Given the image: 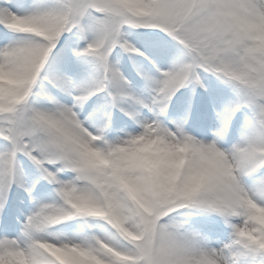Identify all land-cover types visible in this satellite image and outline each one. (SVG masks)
Instances as JSON below:
<instances>
[{
    "label": "snow or ice",
    "instance_id": "snow-or-ice-1",
    "mask_svg": "<svg viewBox=\"0 0 264 264\" xmlns=\"http://www.w3.org/2000/svg\"><path fill=\"white\" fill-rule=\"evenodd\" d=\"M0 264H264V0H0Z\"/></svg>",
    "mask_w": 264,
    "mask_h": 264
}]
</instances>
